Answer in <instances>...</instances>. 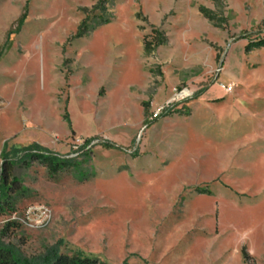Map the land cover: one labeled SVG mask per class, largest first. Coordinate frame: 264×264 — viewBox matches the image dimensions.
Masks as SVG:
<instances>
[{"label": "rangeland", "instance_id": "374dc122", "mask_svg": "<svg viewBox=\"0 0 264 264\" xmlns=\"http://www.w3.org/2000/svg\"><path fill=\"white\" fill-rule=\"evenodd\" d=\"M98 1L0 0V153L37 142L77 162L14 168L29 194L0 215V242L26 258L61 244L104 264H264V47L245 50L264 0H105L110 22L78 37ZM152 27L168 42L146 56Z\"/></svg>", "mask_w": 264, "mask_h": 264}, {"label": "trees", "instance_id": "16d2710c", "mask_svg": "<svg viewBox=\"0 0 264 264\" xmlns=\"http://www.w3.org/2000/svg\"><path fill=\"white\" fill-rule=\"evenodd\" d=\"M105 0H99L90 10L83 9L86 18L78 26V37H83L92 28V22L97 20L99 24L109 23L111 17L107 13ZM203 17L209 21L214 19L212 11L201 7L199 9ZM152 40H143V53L151 55L158 47L168 42L167 36L158 28L152 27ZM264 47V38L251 41L246 45V52L253 48ZM146 113V110H145ZM172 113V111H171ZM168 112L166 115H169ZM91 141L84 140L83 145L77 148V156L82 155L86 159L90 156ZM106 146H110L106 141H98ZM90 147L89 149H87ZM0 215L12 214L16 212V205L28 196L29 190L24 188L21 181L13 175L14 168L22 166L29 168L33 163L44 166L50 176H56L64 170L77 167L75 157L60 156L48 148L38 143H33L23 148H7L5 143L0 153ZM59 245L51 247L43 255L26 258L20 255L13 247L0 242V264H104L98 258L86 256L81 252H74L71 255L63 254L59 250Z\"/></svg>", "mask_w": 264, "mask_h": 264}, {"label": "built area", "instance_id": "2783aa9c", "mask_svg": "<svg viewBox=\"0 0 264 264\" xmlns=\"http://www.w3.org/2000/svg\"><path fill=\"white\" fill-rule=\"evenodd\" d=\"M221 89L224 90L226 93H231L232 87L231 86H224L221 85ZM192 97V93L188 88H182L180 90L174 89L171 98L167 101L165 106H160L157 108L153 116L154 118H158L160 116H164L168 113V111L176 104L183 103ZM78 148V147H77ZM76 148V149H77ZM73 157V156H70ZM28 219L30 221L33 220H40V222H45L48 217V211L44 207L35 206L31 207L27 212Z\"/></svg>", "mask_w": 264, "mask_h": 264}, {"label": "crops", "instance_id": "0c3cea01", "mask_svg": "<svg viewBox=\"0 0 264 264\" xmlns=\"http://www.w3.org/2000/svg\"><path fill=\"white\" fill-rule=\"evenodd\" d=\"M37 143V142H36ZM40 144V143H39ZM42 146V145H41ZM44 147V146H43ZM46 148V147H45Z\"/></svg>", "mask_w": 264, "mask_h": 264}]
</instances>
